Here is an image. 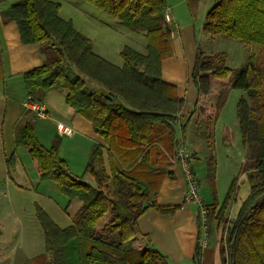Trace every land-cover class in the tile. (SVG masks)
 <instances>
[{"label":"trees","instance_id":"16d2710c","mask_svg":"<svg viewBox=\"0 0 264 264\" xmlns=\"http://www.w3.org/2000/svg\"><path fill=\"white\" fill-rule=\"evenodd\" d=\"M85 1L123 27L143 33L146 52L126 46L119 53L123 64L110 63L95 52L92 39L76 29L73 20L60 16L61 4L54 0H17L3 13L4 22L18 25L22 44L37 45L45 57L40 67L22 75L27 97L64 91L69 109L91 122L104 140V145L93 146L86 171L78 178L60 154L61 137L47 148L36 136L31 110L16 123V146L27 148L40 178L53 182L68 198L66 209L73 200L83 202L64 228L38 208L46 254L37 258L50 255L47 264H172L143 235L139 218L151 208L174 215L185 205L163 206L154 197L166 176L174 178L170 166L193 116H205L208 110L206 117L213 123L224 103L216 99L206 110L195 105L182 121L186 102L176 86L162 79V64L173 56V30L165 23L167 0ZM203 24L210 35L251 47L247 66L235 78L226 53L207 54L199 47L191 77L204 98L215 93L214 82H230V89L246 91L237 101L236 115L242 142L253 147L255 157L248 167L253 185L236 217L231 218L230 207L237 179L222 202L208 207L209 217L223 228V264H264V0H217ZM3 71L0 60L1 75ZM81 75L105 92L90 89ZM224 136L226 142L233 141L231 130ZM88 174L92 183L84 180ZM211 188L216 195L215 185ZM201 235L194 264H204Z\"/></svg>","mask_w":264,"mask_h":264},{"label":"rangeland","instance_id":"374dc122","mask_svg":"<svg viewBox=\"0 0 264 264\" xmlns=\"http://www.w3.org/2000/svg\"><path fill=\"white\" fill-rule=\"evenodd\" d=\"M61 4L60 16L66 19H73L78 28H89L90 36L93 38L96 52L115 64H123L121 51L130 46L141 53L146 52V37L137 31L123 27L119 20L101 11L85 0H54ZM183 0H167L168 5L180 3L177 11L181 13L184 20L189 17L185 11ZM217 0H193L192 4L195 13V27L199 47L207 54L226 53L228 56L227 65L234 72L231 76L235 78L247 66L251 54V47L241 42L214 36L203 32L205 14L216 3ZM17 0H6L2 6L9 7ZM198 4V5H197ZM192 10V11H193ZM180 24V23H179ZM178 24V25H179ZM180 26V25H179ZM86 30V29H85ZM91 32V33H90ZM90 89L105 92V89L95 81L81 75ZM229 82L218 87L217 99H222L223 106L220 115L213 125L208 128L205 120L192 121L188 130L187 145H195L199 160L194 163L199 180L203 185L214 184L216 195L222 202L228 193L232 181L237 179L235 189V200L230 207L231 218L236 217L244 200L247 198L250 187L253 185L249 175V166L254 161V149L244 144L237 119V101L246 95V91L229 89ZM189 108L183 112L182 121L187 120ZM43 118L36 117V134L39 140L47 147L51 146L57 137L46 125ZM49 124V123H47ZM58 125V124H57ZM43 128L44 131L40 129ZM50 127V126H49ZM39 128V129H38ZM57 128V127H56ZM231 130L233 141L226 142L225 131ZM200 133V136H199ZM61 137V156L73 158L68 161L71 171L78 173L81 170V153H67L71 142L66 136ZM54 135V136H53ZM198 140V142L196 141ZM82 146H84L82 144ZM64 147V148H63ZM85 147V146H84ZM18 155L15 159H9L10 175L5 176L0 167V264H47L51 256L45 259H38V256L46 254L45 233L38 220L37 210H45L55 222L61 227L72 224L78 213L77 204L68 207V198L64 196L48 180H42L39 176L36 163L30 157L27 148L17 147ZM62 148V149H61ZM67 150V151H66ZM91 156V155H90ZM18 161V162H17ZM67 162V161H66ZM13 164H16L13 166ZM72 172V173H73ZM74 174V176H76ZM221 199V200H220ZM106 221L103 220V222ZM72 248H67L66 254L69 261Z\"/></svg>","mask_w":264,"mask_h":264},{"label":"crops","instance_id":"0c3cea01","mask_svg":"<svg viewBox=\"0 0 264 264\" xmlns=\"http://www.w3.org/2000/svg\"><path fill=\"white\" fill-rule=\"evenodd\" d=\"M5 1L6 0H3L0 3V60L4 66L3 74H0V167L3 175L9 177V168L11 167L9 163H14L11 161L9 162V159H11L13 155H18L14 137L17 126L16 123L21 120L25 113L27 109L26 104L29 100L25 85L23 84L22 75L32 69L40 67L45 57H43L37 45L22 44L20 31H18L19 28L16 22H4L3 13L11 6L10 4L9 7H3L2 4ZM197 1L199 2L200 0ZM182 2L185 4V11L187 10L189 15V17L184 20L181 18V13L177 11L180 3H173L170 4V6L167 3V9L172 15V23L169 25L170 28L174 30L172 41L173 56L165 60L162 64V79L177 87L178 95L185 100L187 108L192 109L195 105H198L199 108H204L206 110L208 106L217 99L216 89L223 85V83L214 82L215 93L213 95L205 98L199 96L195 81L191 77L195 66L194 63L196 62L197 50L199 48L194 24L195 13L193 10V8H196V5L194 6L189 0H183ZM76 29L93 41V38L90 36L89 32H87V30L89 31L87 26L83 29L76 26ZM202 30L205 34L204 28ZM138 33L143 35V33ZM96 53L99 54V52ZM100 55L105 57V54ZM106 59L109 60L108 58ZM111 62L112 61H110V63ZM116 65L121 66L122 64ZM228 84L230 86V82ZM64 94V91L58 89H52L49 92H38V94L35 95L34 101L42 105L48 112V117L42 119L46 121V125H41L42 127L48 126L56 136H58L56 128L58 123H63L75 130L73 137L66 136L67 140L71 142L68 151H66L68 155L74 153V151L81 153V170L76 174L72 171L73 175L75 174L76 177L79 178L82 177L84 175L83 173L86 171L88 160L94 148L93 146L104 145V140L95 134L96 132L91 122L69 109ZM207 114L208 110L206 115ZM206 115L202 116V114H196L193 116L191 122L202 119L205 120L208 128H210L213 123L209 121ZM37 122L35 123L38 124ZM41 130L44 131L43 128ZM189 132L190 131L187 130L184 144L187 143ZM196 141L198 142V140ZM82 144L85 147L82 146ZM186 146L193 152L192 170L198 181L197 183H199L201 196L208 207L212 206L218 199L214 196L211 185H203L200 183L201 181L198 178L197 170L194 166V163L200 158L198 157L197 148L195 145L189 146L186 144ZM71 159L73 158H66L67 162ZM14 165L16 164H13V166ZM182 169L183 167L180 166L179 163H173V165L170 166V171L173 172L174 178L166 176L159 184L160 187L154 198L158 204L163 206L181 205L184 203L185 205L174 215L163 214L154 208L145 211L139 218L138 225L140 230L143 235H146L147 238L150 239L152 245L158 251H161L169 258L172 264H194L193 261L199 239L198 235L202 233V242L205 236L208 238L207 247L202 248V262H204V264H223V262H221L223 228L218 225V222H216L217 220L213 216L209 217L207 229L203 228L201 223H199L200 218L197 205L195 206L193 203H187L185 200V196H187L188 193V184L186 183L187 180ZM84 180L88 183L93 182L89 174L84 177ZM75 204H77L78 210L83 206V202L79 201V199L73 200L70 206L72 207Z\"/></svg>","mask_w":264,"mask_h":264},{"label":"built area","instance_id":"2783aa9c","mask_svg":"<svg viewBox=\"0 0 264 264\" xmlns=\"http://www.w3.org/2000/svg\"><path fill=\"white\" fill-rule=\"evenodd\" d=\"M165 23L166 25L170 26L169 24L172 23V15L167 9L165 11ZM173 35H174V30H173ZM27 109L31 110L34 113L33 120H35L36 117L40 118H47L48 117V112L45 110V108L40 105L38 102L34 101L33 98L28 100L27 104ZM58 132L61 136H68V137H73L75 130L67 126L63 123H58L57 125ZM193 152L191 149L186 146V144L181 143V146L178 150L177 158L175 160V163H179L180 166L183 167V171L187 180L188 184V193L187 196H185V200L187 203H193L195 206L197 205V210H199V218L202 227L207 229V224L209 220V209L208 205L205 203L201 196V191H200V186L199 183H197L196 176L194 174L193 169ZM206 235V234H205ZM204 235V236H205ZM208 245V238L205 236L202 242V247L205 248Z\"/></svg>","mask_w":264,"mask_h":264}]
</instances>
